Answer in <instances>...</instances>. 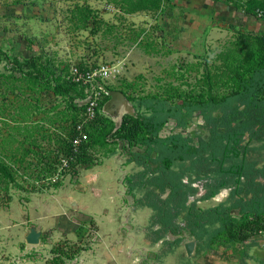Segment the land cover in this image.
I'll list each match as a JSON object with an SVG mask.
<instances>
[{
  "label": "rangeland",
  "instance_id": "rangeland-1",
  "mask_svg": "<svg viewBox=\"0 0 264 264\" xmlns=\"http://www.w3.org/2000/svg\"><path fill=\"white\" fill-rule=\"evenodd\" d=\"M129 2L0 0V161L16 178L6 187L0 177V264H52L56 244L83 248L64 264H264V227L235 205L251 195L244 189L250 179L264 186V109L247 89L256 87L264 103V62L247 68L250 51L264 45L263 0H159L155 8L127 12ZM76 6H88L96 20L84 26ZM34 65L53 72L39 73L42 85L28 78ZM100 65L108 66L102 83L114 93L101 114L116 126L122 117L149 114L151 96L184 112L185 124L169 116L160 137L178 132L197 145L223 132L226 116L232 128L242 125L236 158L248 164L246 176L211 171L183 179L192 187L186 206L229 207L225 231L210 240L221 224L197 223L186 209L171 229L159 227L153 210L138 202L144 189H127V178L142 168L132 152L143 145L113 135L105 145L90 144L92 127L102 123L86 118L84 99L54 94L45 84H56L68 68ZM210 94L222 102L210 105ZM78 124L88 135L84 158L90 159L70 167L59 160V136ZM47 164L56 166L51 175ZM52 178L61 185L51 186ZM31 227L40 231L36 244L25 240Z\"/></svg>",
  "mask_w": 264,
  "mask_h": 264
},
{
  "label": "trees",
  "instance_id": "trees-1",
  "mask_svg": "<svg viewBox=\"0 0 264 264\" xmlns=\"http://www.w3.org/2000/svg\"><path fill=\"white\" fill-rule=\"evenodd\" d=\"M159 0H130L127 12H134L141 9L155 8L158 6ZM264 2V0H263ZM80 15V20L84 26L89 22V19L95 21L93 11L88 6H76L75 9ZM252 60L251 64L247 68H251L254 64L264 62V45L257 48L255 51H250ZM69 69V68H68ZM68 69L65 70L63 75L57 76V83L51 85L47 82L45 84L51 88L52 92L57 95L68 97L70 100L74 98L84 99L86 94L84 92V86L74 82L69 77ZM44 72L45 77H49L53 74L52 70L47 65H34L32 70L27 72L28 78L33 84L42 85L44 82L39 80V73ZM240 75V72L235 71ZM62 76V77H61ZM251 94H254L255 100L253 104L260 106L264 109V103L261 98H257L256 87H248ZM235 95L241 94V92H234ZM110 96H106L99 104V109L94 117V125L102 123L101 126L92 127L90 132V144L105 145L109 136L118 137L124 141H139L143 145V150L132 152L131 160L141 166V170L135 172L132 177L127 178V189L133 191L135 188L144 189L141 197L138 198V202L141 205H145L151 208L154 212L153 217L155 223L163 229H171L173 226V220L185 209L187 212L191 210V215L194 221L206 222L208 224L218 223L221 226L212 228L209 239H213V235H217L222 231H225L223 225L224 222L228 223V209L222 204L213 206L206 209L195 208V203L186 206L187 196L192 190V187L184 182L183 179L187 177L191 179L190 175H206L208 172L216 171L225 173V175H231L233 177H240L241 175H247L248 164L240 158L238 160L236 155L239 147V138L242 133V129H239L242 125H236L238 129L232 128L230 125L231 119L226 116L225 123L223 119L220 124L225 128L223 132H215V136L208 140H200L197 145L192 143L189 137L183 136L180 133H172L165 137L158 136V130L169 116H173L177 119V125L183 126L185 121L182 116L184 112L181 110V105L168 106L167 100L164 98L157 99L156 96H151L146 102L147 108L150 109V113L141 116L140 120H132L128 116L122 117L118 126L112 122L109 118L102 116L101 108L103 104L109 99ZM220 101L216 96L209 95L208 103L214 105ZM222 102V101H220ZM211 105V104H210ZM86 105L80 106L82 112H84ZM210 117V116H209ZM213 120L212 116L208 118ZM264 120H260L263 123ZM76 134L75 127L71 129V134L67 137L59 136V143L61 146V158H66L69 166H73L79 161L87 163L89 157L84 158L86 154L87 140L81 143L77 151H74L71 146V140ZM225 160L227 162H225ZM224 163H229L224 165ZM215 165V168L212 166ZM47 171L54 173L56 166L54 164H47ZM46 171V172H47ZM0 177L5 181L6 187L15 182L14 173L12 170L2 161H0ZM246 183L244 188L246 191H251V195L248 199L237 198V204L235 201L233 205L240 207V212L250 213L255 217V221L260 220L259 225L264 227V186L255 187L252 179ZM253 182V183H252ZM230 183V180L218 181L214 184L213 188L203 196V198H209L215 194L223 184ZM258 184V182H257ZM51 186L57 188L61 185L60 180L55 179L51 181ZM259 185V184H258ZM236 193L235 188L231 190V197ZM165 194V195H163ZM249 194L245 193V195ZM199 225V224H198ZM201 226V224H200ZM159 230V229H158ZM201 230H203L201 228ZM262 229L259 228V231ZM230 235L244 234L242 230H228ZM198 239L201 236H197ZM157 239V237H156ZM83 248L75 247L74 249L64 248L60 244H56L51 248V252L54 256L51 258L52 264H64V258H72L75 254L79 253Z\"/></svg>",
  "mask_w": 264,
  "mask_h": 264
},
{
  "label": "built area",
  "instance_id": "built-area-1",
  "mask_svg": "<svg viewBox=\"0 0 264 264\" xmlns=\"http://www.w3.org/2000/svg\"><path fill=\"white\" fill-rule=\"evenodd\" d=\"M108 76V66L104 65L90 69L74 66L69 70V77L71 80L84 86L86 96L83 103L86 107L83 113L89 120H93L98 110L100 111V102L112 93L111 89L102 83V81L104 82V79ZM75 130L76 134L71 140V146L74 151H77L81 143L87 140L88 135L82 124L76 125ZM60 160L61 162H67L66 158H61ZM52 180L54 181L55 178H52Z\"/></svg>",
  "mask_w": 264,
  "mask_h": 264
},
{
  "label": "water",
  "instance_id": "water-1",
  "mask_svg": "<svg viewBox=\"0 0 264 264\" xmlns=\"http://www.w3.org/2000/svg\"><path fill=\"white\" fill-rule=\"evenodd\" d=\"M110 96L111 97L114 96V93L112 92ZM25 240L26 242L31 243V244L38 243L40 240V231L36 230L35 227H31L29 232L25 236ZM184 248H185L186 254L191 255L193 252V248H194V241L190 240V241L185 242Z\"/></svg>",
  "mask_w": 264,
  "mask_h": 264
},
{
  "label": "crops",
  "instance_id": "crops-1",
  "mask_svg": "<svg viewBox=\"0 0 264 264\" xmlns=\"http://www.w3.org/2000/svg\"><path fill=\"white\" fill-rule=\"evenodd\" d=\"M114 96H112V98H113Z\"/></svg>",
  "mask_w": 264,
  "mask_h": 264
}]
</instances>
